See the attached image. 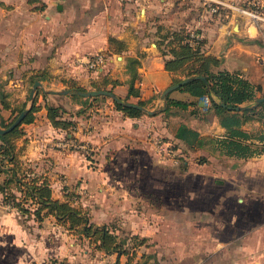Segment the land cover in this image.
I'll use <instances>...</instances> for the list:
<instances>
[{
    "label": "crops",
    "instance_id": "0c3cea01",
    "mask_svg": "<svg viewBox=\"0 0 264 264\" xmlns=\"http://www.w3.org/2000/svg\"><path fill=\"white\" fill-rule=\"evenodd\" d=\"M158 26L195 33L202 41V51L220 60L213 71L239 72L260 86L257 97L264 94V63L260 61L264 58V26L259 30L248 18L238 15L227 19L213 16L203 7V0H0V116L4 120V105L9 107L7 110L14 103L20 105V101H14L25 95L29 82L32 87L39 80L44 86L51 85V90H60L68 88L63 80H73L84 88H93L92 82L106 75L118 81L107 87L116 96L130 102L151 100L150 105L159 106L158 111L149 110L152 113L146 117L142 114L131 118L107 101L105 104L112 106L96 110L102 113L94 117L90 135L82 134L80 129L81 123L91 118L83 115L85 110H77L73 117H62L76 122V139L100 148V162L119 156L128 150V145L129 151H144L141 142L149 136V130H154V126L157 129L159 124L165 126L161 115H166V99L162 93L173 82L172 73L164 66L166 57L156 45ZM110 37L124 44L121 53L110 54ZM97 53H103L107 59L103 69L94 72L83 62ZM128 58L138 62L133 83L138 90L136 96L128 93ZM158 93L161 95L155 97ZM42 94L38 96L40 108L33 122L21 125L24 135L16 142L21 149L19 158L47 176L54 199L64 200L65 192L71 191L66 183L76 178L96 183L97 189L104 191L114 178L110 174L112 168L92 171L81 160L61 156L50 145L53 139L70 135L52 126L45 104L61 107L63 114L67 107L62 101L76 97ZM168 97L189 103L184 110L173 108L186 112L188 118L179 120L176 127L183 123L202 135L224 134L225 129L212 113L206 121H196L200 97L178 89ZM246 104L255 107L257 103ZM170 116L174 115L165 117ZM242 129L253 137L252 142L260 144L255 138L264 134V118L254 116L242 124ZM174 130L167 133L165 129L162 134L168 138L161 141H174L178 146L175 151L183 149L188 157L204 156L206 162H187L182 180L166 184L157 180L161 186H154L151 181L144 186L125 180L123 183L128 185L126 189L143 190L144 198L154 194L162 198V205L155 206L160 211L156 210L151 217L138 213L131 207L134 199L119 192L120 197L112 194L100 201L102 208L96 210L104 218L96 221L92 210L72 201L87 211L92 222L111 225L119 237L135 235L145 239L135 253L130 250L127 255L106 254L70 232L52 214L37 222L12 210L0 212V264H264V152L240 159L207 150L190 151L174 137ZM48 158L54 166L49 172L42 165ZM118 167L113 166V170ZM51 174L66 182L57 192L60 194L54 191L55 178ZM142 201V206L154 207L149 200ZM119 219L125 221L124 232L113 222ZM201 234L204 239H200Z\"/></svg>",
    "mask_w": 264,
    "mask_h": 264
},
{
    "label": "trees",
    "instance_id": "16d2710c",
    "mask_svg": "<svg viewBox=\"0 0 264 264\" xmlns=\"http://www.w3.org/2000/svg\"><path fill=\"white\" fill-rule=\"evenodd\" d=\"M224 13L225 11L221 9L217 13H211V15L222 18ZM163 29L162 26L157 27L156 33L159 39L156 41V45L160 53L166 57L164 66L173 75L172 84L189 78L177 89L198 97L205 94L209 95L211 98L210 110L217 116L220 126L225 129L222 136L202 135L197 130L181 123L174 130V137L182 141L190 151L207 150L210 153L218 152L221 155L240 159H247L263 153L264 134H259L255 138L260 142L257 144L252 142L253 137L242 129V124L254 116L264 118V100L257 103L255 107H252V104H246L249 102L255 104L256 99L264 98V94L261 97L256 96L260 86L251 83L239 72L213 71L212 68L218 66L220 60L217 57L206 55L201 49L202 41L192 37L191 32H187L183 28L177 30ZM124 49L125 46L121 41L113 37L109 38L108 51L110 54H119ZM137 64V60L127 59V70L131 76L128 93L135 96L138 95V90L133 87V83L137 79ZM101 75L102 73L99 74V76ZM63 81L71 91H86L84 87L73 80ZM116 84L118 81L103 75L100 80L93 81L91 86L95 90L112 92L107 87ZM45 94L42 95L45 97ZM77 97L83 98L78 95ZM104 97L108 96H93L83 99L84 101H94ZM164 98L166 99L164 112L167 116L174 113L173 108L184 110L189 105L187 102L170 99L168 95ZM118 99L126 101L120 97ZM112 102L114 108L126 117L137 118L144 113L142 109L126 107L116 101ZM145 103L143 100L136 102L143 108ZM24 105L18 106L19 109L17 108L14 119L24 109ZM235 107H239V109H235ZM4 108L9 109L5 105ZM39 108L37 99H35L22 122L11 131L0 135L2 141L0 144V176L4 175L3 179L0 180L1 204L9 206L23 218L33 217L37 222L42 221L46 215L52 214L57 222L64 225L70 232L88 240L95 249L106 254L127 255L130 250L135 253V249L142 245L145 239L135 235L119 237L111 225H98L92 222L86 210L72 204L76 197L71 191L65 192L66 198L64 200L54 199L47 176L37 171L36 166L19 158L21 149L18 148L16 142L24 135L21 125L33 122L35 113ZM45 108L47 118L52 126L65 130L67 135H70V139L76 140L73 135L76 122L63 118L61 107L45 104ZM11 122L4 125L2 119L1 125L7 127ZM196 162L202 164L206 162V158L199 156ZM187 168L188 163L185 162L182 170H187ZM137 264H142V262Z\"/></svg>",
    "mask_w": 264,
    "mask_h": 264
},
{
    "label": "rangeland",
    "instance_id": "374dc122",
    "mask_svg": "<svg viewBox=\"0 0 264 264\" xmlns=\"http://www.w3.org/2000/svg\"><path fill=\"white\" fill-rule=\"evenodd\" d=\"M1 84V82H0ZM2 87V86H1ZM51 85H47L45 88H50ZM86 90H93V88H85ZM31 90V85L30 82L29 84H27L26 86V91H25V95L22 96L21 98H17L15 99L14 102L16 101H20L21 105L27 106L29 105V92ZM37 102H38V96L42 93L41 89H38L37 92ZM74 96H76V94H73ZM161 94L158 93L156 96H160ZM47 97L49 98V96L47 95ZM12 100V99H11ZM24 101V103H23ZM60 101V99H59ZM107 101L112 102L113 100L110 97H104L102 99H97L94 101H90V100H86L84 101V99L78 98L76 96V98H71V99H66V101H62L64 102L63 104L67 107L64 108V110H66V112H64L62 115L64 117H73L76 113L77 110H85V113L83 115L88 114L89 116L91 115L90 121H87V123L82 122L81 121L79 123H81V127L80 129H82L81 133L84 135H90L92 128H93V123L94 122V117L100 115L102 112H96L97 109H104L106 107L112 106V105H108L105 104ZM128 101V100H126ZM130 102V101H128ZM23 103V104H22ZM49 103V101L47 102ZM113 103V102H112ZM132 103H136V102H132ZM151 100H149L148 102H146L144 104V109L146 110H153V111H158L159 106H154V104L150 105ZM16 103L13 104V106L11 107V110H2L3 114H4V125H7L8 123H10L16 113L17 110L19 109L18 106L21 105H15ZM79 107H77V106ZM114 107V106H113ZM18 108V109H17ZM173 110V109H172ZM1 111V110H0ZM198 113V114H197ZM194 116L196 117V121L198 123H202L203 121H206L209 117H211V115L213 114L211 110H209L207 113L205 114H201L198 110ZM212 113V114H211ZM150 114H147L146 111H144L143 113V117H146ZM156 115V114H155ZM174 116H170L168 118H166L165 116L167 115H161V118L164 120L165 126L163 127V125L159 126L156 129V126H154V130H149L150 134L149 136L145 139L144 145H141V147L144 149V151H129V145L127 146L128 150H125L124 152L120 153L119 156L117 157H113L110 158L109 160L105 159L102 162H100V148H98V146H95L93 144H91L88 141H83L82 139L77 138L76 140L74 139H70L67 136H63V137H59L58 139H53L50 143L51 146H55L54 150L57 153H60L61 156L66 157L67 155L72 156V159L75 160H81L82 163L89 169H91L92 171H96L99 169H111L110 174L114 176V178H112V181H110L111 183H108L109 185L105 186L104 191H100L98 190V184L96 183H89L87 181H84L82 178L78 179L76 178L75 181L71 182V183H66L63 179H61V177L56 176L55 174H51L54 176V191L55 193L60 192V188L62 186V184H64L63 182H65L69 189L71 190V192L74 195V197H76V199L74 200L75 203L78 202V204H81L84 208H86L87 211L92 210L93 211V217L95 218L96 221H101L104 216L100 215L99 211L96 210L98 208H102V205L100 204V201L104 200V199H108L111 197L112 194H114L116 196H119V192H122V194H126L130 195L129 198L134 199V203L132 204L131 207L134 208V210H136L138 213L139 212H143V213H148L149 217H151L156 210L160 211L159 208H156L155 206L162 205L163 200L162 198L160 199L158 196H156L154 193L153 196H147V198H144L142 193L143 190H137L136 188L134 189H126L128 187V185L123 186L124 184V180L127 182H134L137 185H143L145 184V182H153L154 186H161L159 183L157 184V180L159 182H165L166 183H171V181L173 180H182L184 177V170H182V166L185 165V162H189L193 165L194 163H197V159L199 158V156H196L194 158L195 155H191V157L187 156V152H184L183 149H181L180 151H175L176 148H178L177 145L174 144V141H165L162 142L161 139L164 137L163 140H166L168 138V135L164 136V134H162L163 131H165V129L167 130L166 132L169 133L170 131L174 130V127H176V124L178 123L179 120H184V121H188V118L185 117L187 116L186 112H179L177 109H174V113L172 114ZM176 115V116H175ZM150 118V117H148ZM179 118V119H178ZM75 132V131H74ZM73 132V134H74ZM162 134V135H159ZM166 134V133H165ZM140 144V143H139ZM145 151L147 153H145ZM132 152H135V154H132ZM76 161V160H75ZM198 164V163H197ZM42 165L44 166V170L49 172L50 169H52L53 166V162L52 160H50V158L45 159L44 162H42ZM113 166H119L117 169L113 170ZM181 167V168H180ZM177 168H179L181 171L176 170ZM123 179V181L120 183V181H118L119 179ZM122 184V185H120ZM134 184V185H135ZM131 186V185H130ZM126 187V188H125ZM129 188V187H128ZM168 189H172V188H168ZM173 190V189H172ZM129 193V194H128ZM60 194V193H57ZM99 194V196H98ZM149 200V202L153 203L151 204V206L154 207H146V206H142L143 205V201L142 200ZM96 205V208L93 210V207ZM89 209V210H88ZM0 212H4V213H9V212H14L12 210H7L6 208H4L1 204H0ZM115 222L119 228L121 229V232H124L122 229L127 230L126 229V225H125V221L117 220L113 221ZM131 224H135L133 222H131ZM198 239V238H197ZM200 239H204V236L201 234ZM98 259V258H95ZM101 262H104L102 260H100Z\"/></svg>",
    "mask_w": 264,
    "mask_h": 264
},
{
    "label": "built area",
    "instance_id": "2783aa9c",
    "mask_svg": "<svg viewBox=\"0 0 264 264\" xmlns=\"http://www.w3.org/2000/svg\"><path fill=\"white\" fill-rule=\"evenodd\" d=\"M203 7L209 13H217L219 10L225 11L224 17L231 18L234 15L246 17L252 22L259 30L264 26V12L262 10V0H246L244 2L234 3L225 0H203ZM191 36L197 38L196 34L191 32ZM107 57L103 53H97L89 56L83 62L87 69L99 72L102 70ZM264 63V58L260 59ZM211 108V98L205 94L200 97V104L198 110L201 114L207 113ZM7 210H13L7 205L1 204Z\"/></svg>",
    "mask_w": 264,
    "mask_h": 264
},
{
    "label": "water",
    "instance_id": "95a60500",
    "mask_svg": "<svg viewBox=\"0 0 264 264\" xmlns=\"http://www.w3.org/2000/svg\"><path fill=\"white\" fill-rule=\"evenodd\" d=\"M189 80V78L186 79H182L181 81L171 84L169 85L162 93V96L165 97L166 95H168L170 92H172L173 90H176L178 87H180L183 83L187 82ZM46 86H44L39 80H35L32 84L31 90L29 92V105L25 106L24 109L16 116V118L11 122V124L7 127H4L1 125L2 123V117L0 116V135H4L5 133L11 131L12 129H14L16 126H18L22 120L24 119V117L26 116V114L30 111L36 97H37V92L38 89L40 88L41 91L43 93H54V94H60V95H64V94H76L79 96H83V97H93V96H108L110 97L113 101L119 102L121 103L123 106L126 107H135V108H139L142 109L144 111H146L148 114H151L152 112L149 110L144 109L142 106L137 105L136 103H132V102H128V101H121L118 99V97L116 96V94H114L113 92L109 91V90H86V91H71L68 88L66 89H60V90H51L50 88H45ZM262 100H264V98H258L256 99V103L261 102ZM235 109H239V107H235Z\"/></svg>",
    "mask_w": 264,
    "mask_h": 264
}]
</instances>
